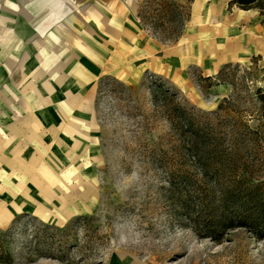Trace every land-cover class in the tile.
Masks as SVG:
<instances>
[{
	"label": "rangeland",
	"instance_id": "1",
	"mask_svg": "<svg viewBox=\"0 0 264 264\" xmlns=\"http://www.w3.org/2000/svg\"><path fill=\"white\" fill-rule=\"evenodd\" d=\"M175 1L183 12L191 10L175 41L140 28L139 5L157 17L160 0H120L118 15L110 12L105 22L94 17L93 44L108 52V66L93 87L102 75L113 78L101 81L95 104L71 99L77 115L58 113L65 97H46V117L55 111L57 119L44 130L45 142L25 138L15 147L13 188L0 179V264H264V239L243 227L221 240L200 236L173 192L195 174L197 156L180 135L185 114L225 144L237 131L245 139V125L258 127L254 92L263 85L264 48L211 43L205 31L227 23L233 33L264 38V16L228 9L225 0ZM108 2L93 0L95 16L113 9ZM141 51L142 61L156 59L149 69L135 66ZM226 63L220 83L196 80ZM211 179L208 174L207 183ZM77 215L90 217L71 225L66 237L49 238L40 226L61 227Z\"/></svg>",
	"mask_w": 264,
	"mask_h": 264
},
{
	"label": "crops",
	"instance_id": "2",
	"mask_svg": "<svg viewBox=\"0 0 264 264\" xmlns=\"http://www.w3.org/2000/svg\"><path fill=\"white\" fill-rule=\"evenodd\" d=\"M107 2L113 9L107 7L95 16L93 0H0V162H5L0 179L7 187L13 188V155L19 141L28 138L39 146L41 139L43 144L44 130L57 119L55 111L48 112L52 119L46 117V97H65L57 105L61 109L58 113L77 115L78 106L72 104L71 99L80 97L87 105L95 104L99 80L104 76L112 77L100 76L93 87L95 75L108 66V52L93 44L94 17L105 22L110 12L118 15L122 8L120 0ZM250 10L258 13L253 9L244 11ZM190 17L189 7L188 21ZM139 23L142 30L156 38L140 20ZM205 34L211 43L221 40L225 45L247 47L248 51L264 48L259 44H264L263 37L233 33L227 23L212 26ZM255 38H260L258 45ZM194 46L193 50L199 53L201 48ZM155 49L156 43L144 51L151 55ZM142 52H136L135 66L149 69L156 59L150 57L142 61ZM168 66L170 62L166 57L165 67ZM16 113L23 118H16ZM14 130L21 132L15 134ZM23 130L28 131V135Z\"/></svg>",
	"mask_w": 264,
	"mask_h": 264
},
{
	"label": "trees",
	"instance_id": "3",
	"mask_svg": "<svg viewBox=\"0 0 264 264\" xmlns=\"http://www.w3.org/2000/svg\"><path fill=\"white\" fill-rule=\"evenodd\" d=\"M227 5L229 9L236 6L257 10L264 15V0H228ZM144 6L139 5L137 16L151 35L163 42L179 38L189 11L183 12L175 0H160L156 9L161 16L154 17L147 15ZM229 65H222L212 76L197 75L196 80L220 83L222 71ZM108 78L102 77L98 88L101 81ZM254 94L258 127L245 125V139H241L237 131V137L225 144L222 135L197 122L192 113H188L189 116L185 114L184 124L180 127V135L186 136L183 145L197 156V161L195 174L188 178V184L186 182L181 188H174L173 192L178 201L181 199L184 216L191 228L202 237L221 240L227 230L243 227L257 239H264V175L257 174L260 167L264 168V161L261 160L264 154V79L263 85ZM208 174L212 175L211 183H207ZM89 217L77 215L61 227L44 223L40 226L46 233L50 232L49 238L59 234L57 232L66 237L71 225L84 222ZM12 224L6 231L12 229Z\"/></svg>",
	"mask_w": 264,
	"mask_h": 264
},
{
	"label": "bare ground",
	"instance_id": "4",
	"mask_svg": "<svg viewBox=\"0 0 264 264\" xmlns=\"http://www.w3.org/2000/svg\"><path fill=\"white\" fill-rule=\"evenodd\" d=\"M258 39H260V38H255V42H257V45H258V43H259V42H258V41H259ZM260 42H261V40H260ZM259 44H260L261 46L264 47V44H262V43H259Z\"/></svg>",
	"mask_w": 264,
	"mask_h": 264
}]
</instances>
